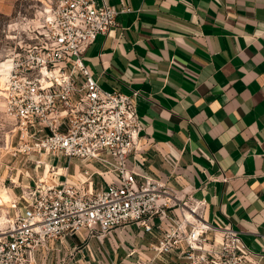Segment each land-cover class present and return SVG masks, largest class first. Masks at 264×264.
<instances>
[{"label": "crops", "instance_id": "0c3cea01", "mask_svg": "<svg viewBox=\"0 0 264 264\" xmlns=\"http://www.w3.org/2000/svg\"><path fill=\"white\" fill-rule=\"evenodd\" d=\"M26 1L0 0V17L11 18ZM110 5L132 13L119 15L118 25L97 37L84 63L103 89L142 95L137 113L144 130L128 166L205 200L203 219L216 227L231 224L251 251L248 264H264V0H110ZM49 155H10L17 161L1 165L0 205L11 204L8 217L26 206L21 187H34L44 176L35 161L55 167L49 183L85 179V162L61 156L66 164L58 167L46 161ZM89 170L95 192L116 180L98 174L103 170L93 162ZM160 235L137 224L101 240L83 231L63 245L50 241L37 261L181 264L179 251L155 258L151 246ZM210 238L219 250L221 235Z\"/></svg>", "mask_w": 264, "mask_h": 264}, {"label": "built area", "instance_id": "2783aa9c", "mask_svg": "<svg viewBox=\"0 0 264 264\" xmlns=\"http://www.w3.org/2000/svg\"><path fill=\"white\" fill-rule=\"evenodd\" d=\"M37 2L32 16L19 12L1 29L0 99L16 123L6 152L78 159L85 162V179L49 183L55 167L35 161L43 165L44 176L34 187H21L26 206L8 217L0 232V264H38L37 253L50 241L63 245L83 231L101 240L132 224L161 232L151 246L155 258L179 251L181 264H248L251 251L241 233L231 224L216 227L203 219L205 200L128 166L144 130L137 113L142 95L103 89L84 55L97 37L118 25L119 15L132 10L115 9L110 0ZM92 162L106 167L98 174L116 178L100 192L91 187ZM210 233L221 235L219 250Z\"/></svg>", "mask_w": 264, "mask_h": 264}, {"label": "rangeland", "instance_id": "374dc122", "mask_svg": "<svg viewBox=\"0 0 264 264\" xmlns=\"http://www.w3.org/2000/svg\"><path fill=\"white\" fill-rule=\"evenodd\" d=\"M27 3H29L30 7H28ZM27 3L26 2H24V3L19 2L16 5L14 15L11 18L16 17L19 12L25 13L28 16H32L33 11L37 8L36 6H38L39 4H38L37 0H30ZM21 4H23V5H21ZM11 18L7 19V18L0 17V34H1V29H3V26H5ZM15 126H16V123L12 119H10L9 117H7L5 115V112L3 109V102L0 99V167L4 162L9 160V158H10L11 154L6 152V149H7L6 143H8V149H9L10 148L9 139L11 136V132L15 128ZM33 130L34 129H31V131H33ZM14 146H15V143H13L12 147H14ZM16 161H17V159H14V158H10V160H9L10 163H15ZM46 161L48 163H51V164L58 166V167L64 166V164H66V161L64 158L56 157L53 155L47 156ZM93 163L95 164V166H97L101 170L106 169V167L102 166L99 163H96V162H93ZM90 170H92V169L90 168ZM3 190H4V187L2 186V182H0V193H3ZM10 205H11L10 203H8V204L3 203L2 205H0V232L5 227L6 219L9 216L7 211L9 210L8 207Z\"/></svg>", "mask_w": 264, "mask_h": 264}, {"label": "bare ground", "instance_id": "6f19581e", "mask_svg": "<svg viewBox=\"0 0 264 264\" xmlns=\"http://www.w3.org/2000/svg\"><path fill=\"white\" fill-rule=\"evenodd\" d=\"M1 197H2L1 202H6L9 199L8 196L5 194L1 195Z\"/></svg>", "mask_w": 264, "mask_h": 264}]
</instances>
